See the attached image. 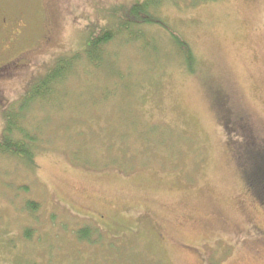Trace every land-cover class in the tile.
<instances>
[{
    "label": "rangeland",
    "instance_id": "374dc122",
    "mask_svg": "<svg viewBox=\"0 0 264 264\" xmlns=\"http://www.w3.org/2000/svg\"><path fill=\"white\" fill-rule=\"evenodd\" d=\"M136 1L0 0V140L7 114L35 151L33 167L0 154V264H264L245 177L264 144V0L166 2L163 25L87 60L88 34Z\"/></svg>",
    "mask_w": 264,
    "mask_h": 264
},
{
    "label": "trees",
    "instance_id": "16d2710c",
    "mask_svg": "<svg viewBox=\"0 0 264 264\" xmlns=\"http://www.w3.org/2000/svg\"><path fill=\"white\" fill-rule=\"evenodd\" d=\"M170 1L176 2L175 0H137L128 7L116 9L114 11L116 12L115 17L118 19L121 17V21L117 23L115 22L116 26L108 24L107 22L102 29H96L97 31L92 30L88 34L87 40L84 44L83 55H85L87 60L90 62L99 64L101 58L105 54L103 53L104 47L111 42L116 35L122 34V32L125 31H130L133 27H139L133 32V34L134 37H141L145 33L143 26H152L154 23L163 25L161 22L162 18L159 16L158 11L161 6H163L166 2L170 3ZM198 1L200 0H197V2ZM134 37L132 39H134ZM171 38L176 39L180 47L183 48V55L188 59H192L194 53L187 42L175 34H173ZM78 54L80 55V53H77V57ZM76 56L72 55L71 57L59 58V64L57 67L49 70L44 75L40 84L33 88L34 95L32 92L31 96L33 95L35 97H39L42 100L45 99L51 89L55 87L51 85L60 84L65 79L67 74L71 72L70 69L73 67ZM189 71L192 72L193 69L190 68ZM15 131L24 134L25 139L14 138ZM28 140L31 142L34 138L31 135L29 136V134L21 126V123L15 119L13 120L8 118V115L6 114V124L3 136L0 140V154L13 156L18 159L22 158L27 161L26 164L28 166L33 167L35 151L31 147ZM250 148L256 156L254 160H256L257 165H252V169L246 173L245 177L248 186L255 194V197L264 206V144L258 146L252 145ZM242 157L244 164H246L245 154H243ZM28 206L29 209L37 208V204L35 202H28ZM77 233L80 239L87 238L89 236V227L81 228Z\"/></svg>",
    "mask_w": 264,
    "mask_h": 264
}]
</instances>
